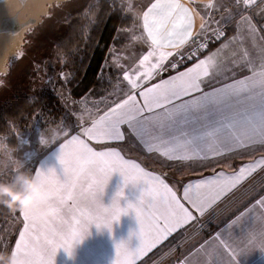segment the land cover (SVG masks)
I'll list each match as a JSON object with an SVG mask.
<instances>
[{"label": "snow or ice", "instance_id": "obj_1", "mask_svg": "<svg viewBox=\"0 0 264 264\" xmlns=\"http://www.w3.org/2000/svg\"><path fill=\"white\" fill-rule=\"evenodd\" d=\"M235 3L236 13L221 18L234 35L229 37L227 28L211 29L210 41L205 33L211 25L202 22L195 31L191 9L182 0L134 2L139 17L125 13L136 21L125 32V54L109 51L108 75L101 68L97 87L72 100L78 115L71 121L52 117L48 138L39 132L42 109L30 113L35 115L30 132L4 122L9 142L22 146L28 137L41 144L25 159L47 198L31 209H9L19 223L7 239L0 237V251L23 258L24 264H55L58 250L71 256L92 225L111 230L122 215L134 213L138 230L116 243L113 264H162L165 257L172 259L170 238L225 200H239L238 214L223 222V230L194 240L175 264H237L241 253L264 250V230L246 234L242 223L253 211L264 217V50L255 58L247 49L235 51L245 37L239 24L231 23L243 12L247 19L261 16L251 9L264 0ZM209 5L231 13L213 0ZM245 31L264 39V28ZM73 79L61 73L58 82ZM126 144L139 145L163 166L187 162L192 172L201 171L186 182H170L168 173L130 156ZM114 173L122 183L105 205ZM129 185L139 194L122 205ZM236 226L240 231L233 238L230 230ZM226 231L229 236L222 239ZM132 236L138 239L135 247Z\"/></svg>", "mask_w": 264, "mask_h": 264}, {"label": "crops", "instance_id": "obj_2", "mask_svg": "<svg viewBox=\"0 0 264 264\" xmlns=\"http://www.w3.org/2000/svg\"><path fill=\"white\" fill-rule=\"evenodd\" d=\"M135 3L139 4L141 0H135ZM133 2V3H134ZM188 8L191 9L195 20V31H199V26L202 22L210 24L211 22H220L223 24L221 26L228 29L229 37L234 35L232 31V25L224 24L222 17H228L229 15H234L238 10V5L235 0H213L216 6L224 4L226 7L231 9L230 12H225L222 10H217L209 5V0H182ZM244 0H241V5ZM133 5V4H132ZM131 5L130 11L135 17H139V8H133ZM207 7V10H204ZM264 4L257 5L251 9L252 13L261 12V16H264ZM249 13L243 12L240 16H236V19L231 21L233 25L239 24L241 29V34L245 37V40L241 37L243 42H238L235 44L234 50L237 52L247 49L249 52L254 54V58L259 55L260 50H264V39L259 38V32H247L245 28H264V19L261 16L255 17V19H247ZM245 17V19H241ZM214 26V25H212ZM217 26V25H216ZM118 34V32H117ZM116 34V35H117ZM253 37H256L253 40ZM116 42V40H115ZM114 42V43H115ZM253 43H255V48H253ZM218 47V45H217ZM112 48L110 47L109 50ZM125 150L130 156L139 161L143 162L148 168H151L157 172H166L169 175L170 182H175V180H183L186 182L188 177L195 176L201 169L197 168L195 172H192L188 166L187 162L183 164H171L169 166H163L161 161L152 155H146L145 151L139 145L126 144L123 145ZM122 183V178L118 173H114L110 179L103 196V202L105 205L111 203L112 196L117 191L118 187ZM40 184V178L33 173L30 185ZM29 185L26 196L22 203V208L31 209L35 207L40 200L38 197L32 196V189ZM43 189V188H42ZM45 192V191H44ZM139 194V188H133L129 185L125 188V197L121 199V204L123 205L126 200H135L136 196ZM239 196V193L237 194ZM32 196V202L29 203V197ZM239 206V200L235 202H230L225 200L222 203L217 204L215 207L206 211V213L191 227L186 228L182 231L174 234L170 240L178 235L172 244L176 246L179 245V251L175 255L171 254L172 259L168 264H175V257L181 256L190 247L191 243L207 234H214L217 231L224 229V221H231L237 213L236 209ZM245 228L246 234H254L258 236L262 230H264V217L261 216L259 211H253L250 215L246 216L242 222ZM219 226V227H218ZM134 230H138V222L135 218L134 213L124 214L121 216L118 222H114L112 229L107 228L98 229L95 225H92L89 229L88 234L84 239L76 244L72 250V255L69 256L63 249L58 250L55 264H113L115 260V245L121 240H129V235ZM233 238L239 233L240 227L236 226L230 230ZM229 232H225L221 237L222 239H227ZM130 246L135 247L138 244V239L132 236L129 241ZM170 244V245H172ZM20 257L10 256L8 264H15V260ZM237 264H264V250L254 249L251 252L241 253L237 257Z\"/></svg>", "mask_w": 264, "mask_h": 264}, {"label": "trees", "instance_id": "obj_3", "mask_svg": "<svg viewBox=\"0 0 264 264\" xmlns=\"http://www.w3.org/2000/svg\"><path fill=\"white\" fill-rule=\"evenodd\" d=\"M71 1L75 2H66V5L72 3L69 6L72 13L65 30L58 33L57 48L63 56L62 68L68 70L70 78L74 77L71 84L65 83L69 96L74 98L97 87L96 80L101 75V68L104 73L108 71L104 62L109 48L115 42L119 28L128 25L131 19L125 18L124 4L118 0H76V5ZM86 7L87 12L84 10ZM33 101L37 103L33 104ZM41 109L43 125L52 122V117L62 115L64 107L52 88H38L32 95L15 94L3 101L0 98V129H3L0 136H6L5 121H14L17 131L30 128L35 120V115L31 117L30 113L41 112ZM22 116L25 119L21 120ZM5 140L8 146H17L15 140ZM32 175V167L28 165L0 176V237L8 222L14 220L9 209L22 206ZM26 176L28 179L24 180Z\"/></svg>", "mask_w": 264, "mask_h": 264}, {"label": "rangeland", "instance_id": "obj_4", "mask_svg": "<svg viewBox=\"0 0 264 264\" xmlns=\"http://www.w3.org/2000/svg\"><path fill=\"white\" fill-rule=\"evenodd\" d=\"M67 1L70 3V0H63L58 4H54L50 10L49 16L45 17L41 23L26 32L24 39L25 43L22 44L18 54L11 58L5 71L0 73V98L3 101L15 94L32 95L38 88H52L59 96L64 107L62 115L67 116L71 121L73 117L78 115V112L73 106V98L69 96L65 84L62 85L58 82L61 73L69 74L68 70L62 68L63 56L57 48L58 33L65 30L68 23L67 19L72 13V11L69 10V6L72 5V3L66 5ZM118 1L124 4L125 13L131 12L130 7L135 0ZM71 2H73V5L77 3L76 0L75 2ZM204 10H207V7H204ZM135 23L136 21L131 20L128 25L119 28L118 34L116 35V42L110 46L112 48L111 50H118L121 55L125 54L124 45L128 44L129 39L125 32ZM222 24L223 22L210 23L211 27L216 25L221 26ZM22 54L23 56L20 58ZM104 66L105 69H107L105 62ZM104 75L107 76L108 71L104 73ZM52 128V122L43 125V127L39 129L40 135L44 138H48L51 135ZM27 129L30 132L31 127ZM19 131L23 130H18V132ZM40 149L41 144L37 143L35 138L29 140L28 137H25L24 145L20 146L17 143L16 147H11L8 146L4 137L0 136V176L12 170L23 169L28 166L29 163L25 157L35 155ZM27 179L28 176H26L24 180ZM18 223V218L14 219L13 222H8L2 231V237L7 239V234L9 232H14ZM178 235L172 240L174 241L178 238ZM172 240L170 244H172ZM171 246V254L175 255L177 253L176 245L173 243ZM157 259H159V257H157ZM8 260L9 254L5 251H0V264H8ZM169 262L170 259L165 257L162 264H168Z\"/></svg>", "mask_w": 264, "mask_h": 264}, {"label": "water", "instance_id": "obj_5", "mask_svg": "<svg viewBox=\"0 0 264 264\" xmlns=\"http://www.w3.org/2000/svg\"><path fill=\"white\" fill-rule=\"evenodd\" d=\"M63 0H0V73L18 54L26 32L48 17Z\"/></svg>", "mask_w": 264, "mask_h": 264}, {"label": "clouds", "instance_id": "obj_6", "mask_svg": "<svg viewBox=\"0 0 264 264\" xmlns=\"http://www.w3.org/2000/svg\"><path fill=\"white\" fill-rule=\"evenodd\" d=\"M30 187L32 189V196L38 197L40 199H44L46 197V193L39 184H32ZM32 196L29 197V203L32 202ZM15 264H24L23 258H17L15 260Z\"/></svg>", "mask_w": 264, "mask_h": 264}, {"label": "built area", "instance_id": "obj_7", "mask_svg": "<svg viewBox=\"0 0 264 264\" xmlns=\"http://www.w3.org/2000/svg\"><path fill=\"white\" fill-rule=\"evenodd\" d=\"M216 28H220V29H224L223 26H214V27H211L206 33H205V36L208 37V39L211 41V29H216Z\"/></svg>", "mask_w": 264, "mask_h": 264}]
</instances>
